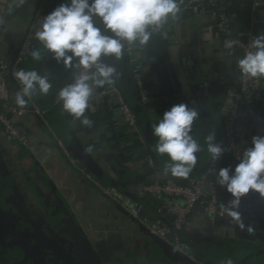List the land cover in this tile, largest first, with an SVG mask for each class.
I'll return each mask as SVG.
<instances>
[{"label":"crops","instance_id":"0c3cea01","mask_svg":"<svg viewBox=\"0 0 264 264\" xmlns=\"http://www.w3.org/2000/svg\"><path fill=\"white\" fill-rule=\"evenodd\" d=\"M43 1L25 0L18 6L17 0H0V59L9 67ZM217 1L231 15L234 37L243 38L247 34L255 37L264 32V0ZM62 2L66 0H58L54 6L55 0L48 1L45 12ZM186 2L183 0L180 6L179 18L169 19L162 32L152 35L146 46L139 45L131 56L123 51L118 61L111 57L103 60L113 64L119 73L115 84L135 115L138 125L135 132L124 124L111 97L89 103L85 116L94 122L90 128L55 109L51 105L53 95L67 84L73 70L57 64L47 50L41 51V42L35 44L34 49L40 50L43 59L35 61L30 57L26 69L49 75L52 83L49 94L43 97L36 94V103L47 111V124L27 112L20 125L29 136V146L13 150L0 142V208L10 222V229L0 242V264H29L27 251L37 234L68 252L72 264H187L162 246L160 240L146 234L134 218L103 195L94 183L118 186L122 198L130 204L141 185L153 177L185 184L188 177H201L206 166L212 165L209 180L226 192L218 184V170L226 165L211 161L205 137L214 133L216 142L224 145L219 110L225 90L239 84V60L223 55L221 40L212 29L215 14L212 11L191 14L184 9ZM133 67L142 71L150 97L147 103H142L135 92ZM17 90L11 87L15 106H18ZM179 103L189 104L200 112L191 135L200 142L201 151L187 178L163 174V167L170 161L166 154L154 151L157 138L150 131V125ZM27 106L30 109L28 101L23 108ZM260 116L264 119V114ZM69 133L92 157L99 174L79 158L70 144ZM254 135L252 130L243 136L241 154L251 146ZM148 159L153 161V169L146 165ZM7 195L12 196L15 211L7 210L4 203ZM240 216L244 229L228 215L210 224L204 208H196L184 231L196 263L264 264V228L250 217ZM248 226L252 232L247 231ZM5 228L6 222L0 216V235ZM35 264L69 262L58 251L44 248L36 254Z\"/></svg>","mask_w":264,"mask_h":264},{"label":"clouds","instance_id":"9594fccd","mask_svg":"<svg viewBox=\"0 0 264 264\" xmlns=\"http://www.w3.org/2000/svg\"><path fill=\"white\" fill-rule=\"evenodd\" d=\"M183 0H66L44 16L36 39L50 54L51 59L73 70L72 81L57 92L62 110L79 120L84 127L93 121L85 116L94 89L115 83L119 76L113 64L104 58L120 60L128 45L146 46L153 33L159 32L169 19L179 18ZM25 0H17L22 6ZM235 41L227 43L232 48ZM251 49L239 59L240 74L248 78H264V32L256 35ZM35 61H42L39 49L30 52ZM21 87L15 94V103L21 108L28 97L47 96L52 83L49 75L36 70L23 69L15 73ZM200 117L196 107L174 104L166 110L157 123L150 125L151 134L157 138L154 151L166 154L170 163L162 169L164 175L187 178L197 165L201 151L200 142L191 135L194 121ZM207 151L213 163L225 153L216 142L215 134L205 137ZM91 151V149H88ZM218 184L229 194L226 214L244 229L240 213L236 211L240 200L249 192L264 198V135H254L251 146L243 150L238 163L220 167ZM252 232L251 226L247 227Z\"/></svg>","mask_w":264,"mask_h":264},{"label":"built area","instance_id":"2783aa9c","mask_svg":"<svg viewBox=\"0 0 264 264\" xmlns=\"http://www.w3.org/2000/svg\"><path fill=\"white\" fill-rule=\"evenodd\" d=\"M48 1L50 0H44L36 10L35 17L30 22L23 40L15 49L16 57L12 67L0 59V142L5 146H10L13 150L19 146H29V136L25 127L20 125V120L27 112H30L39 122L47 124V111L38 106L33 96L26 98L30 104L29 111L12 103L11 87L14 86L18 89L21 87L15 78V73L21 70L24 63L28 62L31 57L30 52L38 42L35 33L43 21ZM184 9L195 15L208 11L215 14L212 29L221 40V50L224 56L236 57L239 60L246 52L253 50L250 45L254 37L250 34L243 38L234 37L231 15L217 0H187ZM162 30L163 28L153 35L162 32ZM229 41H235L232 48L226 46ZM138 46V43L132 45L126 43L124 51L131 56L137 51ZM73 74L72 72L67 84L72 81ZM131 76L138 98L142 103H147L150 97L141 69L133 67ZM58 90L59 88L53 95V106L70 118L72 116L64 112L61 103L57 101ZM109 97L115 100L124 124L135 132L138 128L137 120L117 84H106L102 88H96L89 103ZM256 106L258 110H255ZM219 114L223 119L225 153L238 160L242 156L239 149L244 135H248L252 130L255 135H264V119L260 116V114H264V78H248L242 76L239 70V84L237 87H229L225 90ZM146 165L150 169L154 167L151 159L147 160ZM86 176L93 181L90 175L86 174ZM94 183L103 195L108 196L134 218L146 234L160 240L167 248L193 261L190 243L185 239L184 231L196 208H204L210 224H215L217 220L224 219L227 215L224 210L227 205L224 198L214 182L208 180L207 177H189L185 184H178L156 176L142 184L136 191L135 198L149 199L155 215H150L144 206L136 200L130 204L126 203L113 186L104 187L99 182L95 181ZM166 218H170L171 221L167 222Z\"/></svg>","mask_w":264,"mask_h":264},{"label":"water","instance_id":"95a60500","mask_svg":"<svg viewBox=\"0 0 264 264\" xmlns=\"http://www.w3.org/2000/svg\"><path fill=\"white\" fill-rule=\"evenodd\" d=\"M57 3H58V0H55L54 6ZM40 50L43 51L46 49H44L43 45H42ZM15 57H16V52L13 54V62H14ZM25 109L28 110L29 107L27 106ZM69 140H70V144H71L72 148L75 150V152L78 154L79 158L84 162V164L88 168H90V170H92L96 174H99V169L96 166V163L94 162L92 157L88 154V152L85 150V148L70 133H69ZM216 163H222V164H225L226 166H228V165L234 166L236 163H238V160L236 158H234L232 155H230L228 153H224L222 158ZM220 194L222 195L223 198L227 197L228 200H227L226 204H228L230 197L228 195L226 196L222 192H220ZM4 203L7 207V210L15 211V206H14L13 198L11 195L5 196ZM235 210L238 211L241 215H246V216L250 217L255 222H257L262 228H264V198H261V196L258 193L249 192L248 194L243 196L240 200L239 207ZM0 216L6 222V228L4 231L5 233L0 235V242H1L2 239L4 238V236L6 235V232H8V230L10 229V222H9L7 216L4 214V212L2 211L1 208H0ZM160 243L162 244V246L166 247L161 241H160ZM30 248L31 249H29L27 251V254H28L27 263H29V264H35L36 254L38 253V251H40L41 249H44V248H52V249L58 251V253H60L66 257L69 264H72V260L70 258V255L68 254V252H66L57 243L52 242L48 239L41 238L40 236H38V234L35 235L34 242L32 243ZM169 250H171V249H169ZM173 252H175V251H173ZM175 254L180 260L184 261L187 264H198L195 261L187 258L186 256H184L182 254H179L177 252H175Z\"/></svg>","mask_w":264,"mask_h":264},{"label":"trees","instance_id":"16d2710c","mask_svg":"<svg viewBox=\"0 0 264 264\" xmlns=\"http://www.w3.org/2000/svg\"><path fill=\"white\" fill-rule=\"evenodd\" d=\"M54 8H51L49 11H47V12H45V16L48 14V13H50L52 10H53ZM29 61V60H28ZM28 62H26V63H24L22 66H21V69H23V70H25V71H27V66H26V64H27ZM33 97H34V99L36 100L37 99V97H36V95H33ZM37 101V100H36ZM52 106H53V101H52V104H51ZM40 107V106H39ZM55 109H56V107L55 106H53ZM41 108V107H40ZM45 110V109H44ZM189 178V177H188ZM114 188H116V190L118 191V192H121V189L118 187V186H113ZM135 200L136 201H138V202H140L143 206H144V208L151 214V215H155V211L153 210V207L152 206H150V200L149 199H138V198H135Z\"/></svg>","mask_w":264,"mask_h":264},{"label":"rangeland","instance_id":"374dc122","mask_svg":"<svg viewBox=\"0 0 264 264\" xmlns=\"http://www.w3.org/2000/svg\"><path fill=\"white\" fill-rule=\"evenodd\" d=\"M212 165H210V166H206V171H205V173H204V175H202L201 177H207L208 178V180H209V176H211L212 175ZM215 184V183H214ZM218 189V188H217ZM218 191L219 192H222V191H220L219 189H218ZM223 194H225L226 196L228 195L226 192H222ZM227 197H225L224 198V201L227 203Z\"/></svg>","mask_w":264,"mask_h":264}]
</instances>
